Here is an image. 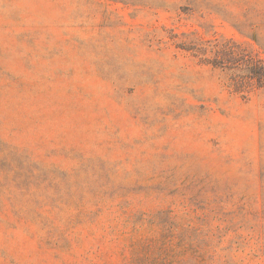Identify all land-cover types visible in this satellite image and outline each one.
I'll use <instances>...</instances> for the list:
<instances>
[{"label":"rangeland","instance_id":"rangeland-1","mask_svg":"<svg viewBox=\"0 0 264 264\" xmlns=\"http://www.w3.org/2000/svg\"><path fill=\"white\" fill-rule=\"evenodd\" d=\"M0 264H264V0H0Z\"/></svg>","mask_w":264,"mask_h":264},{"label":"trees","instance_id":"trees-1","mask_svg":"<svg viewBox=\"0 0 264 264\" xmlns=\"http://www.w3.org/2000/svg\"><path fill=\"white\" fill-rule=\"evenodd\" d=\"M248 63H250L248 60L243 59L242 62L240 64H238V66H242L244 68H250V75L252 79L255 80H259L260 77V73H261V67H262V63L261 62H255L249 65ZM215 66V65H214Z\"/></svg>","mask_w":264,"mask_h":264}]
</instances>
